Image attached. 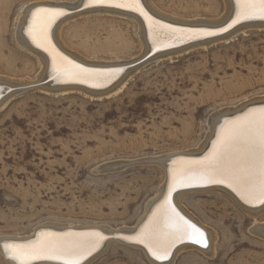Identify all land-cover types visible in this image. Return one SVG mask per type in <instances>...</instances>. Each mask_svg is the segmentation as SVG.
<instances>
[{"label": "rangeland", "instance_id": "1", "mask_svg": "<svg viewBox=\"0 0 264 264\" xmlns=\"http://www.w3.org/2000/svg\"><path fill=\"white\" fill-rule=\"evenodd\" d=\"M40 1L76 0H0V76L37 79L41 63L17 43L16 31L22 8ZM151 1L184 20L216 19L225 11L223 0ZM76 13L59 29L69 49L109 62L142 53L130 17ZM134 70L102 98L45 92L36 84L4 90V96L15 93L0 105V238L32 236L43 225L113 232L136 225L165 181L159 165L142 159L197 149L214 112L264 97V27L149 59ZM178 201L216 232L215 251L184 249L169 264H264V236L255 230L264 224V209L249 214L215 191ZM104 242L81 264H153L139 248L122 242L104 248ZM6 256L0 252V264H10Z\"/></svg>", "mask_w": 264, "mask_h": 264}, {"label": "bare ground", "instance_id": "2", "mask_svg": "<svg viewBox=\"0 0 264 264\" xmlns=\"http://www.w3.org/2000/svg\"><path fill=\"white\" fill-rule=\"evenodd\" d=\"M223 1L225 3V11H223V15L219 18H194L193 20L179 19L173 15L166 14L157 8L151 0H107L105 3H96L95 0H76L75 2L70 3L40 1L27 4L22 8L21 15L18 17L16 39L21 47L38 57L41 63V69L37 75V79L31 81H26L24 79L15 80L6 78V76H0V105H2L8 97L12 96L15 91L35 84L39 89L45 92L66 93L77 90L83 91L95 98L107 97L118 91L123 86L127 75L138 67L136 66L124 70L123 66L141 58L148 51L155 52L160 49H169L187 41H193L181 48L159 52L151 59L164 58L180 52L182 53V51L188 50V48L190 49L192 47L207 45L222 39L226 40L235 32L241 31L245 28L264 27V19L260 18L259 15H255L248 19L241 17L237 20L239 12L237 0ZM117 4L124 6L117 7ZM76 7L85 9L72 15L91 12L109 13L133 19L137 23L138 33L143 42L142 53L138 57L129 61L121 60L109 62L89 60L79 53L69 49L60 39L59 29L64 20L66 21L68 17H72L70 14L65 15L68 12L67 9H73ZM40 9L63 12L64 14L63 16H57L50 24L48 23L47 18L42 19L37 31V38L33 39V35L30 34V26L33 24V14ZM239 22L240 24L227 33L202 39L205 36L225 31ZM225 23L227 24L224 25ZM45 25H47L46 33L42 30ZM120 75L121 77H119ZM47 77L51 79V82L45 84L40 83ZM118 77L119 79L116 80ZM114 80L116 81L113 84L101 90H91L82 85L70 83L79 82L87 86L101 87L110 84ZM10 87H13L12 90L15 89V91H12L10 95L1 98L4 90ZM261 108H264V97L254 98L253 100L242 103L235 108L222 109L214 112L209 118V125L205 138L197 149L183 153H169L162 156L142 159L143 161H151L159 165L165 173V181L161 187L159 186L158 193L147 202L144 210L145 213H143L144 215L139 218L137 224L132 228L119 229L118 231L113 232L107 229H98L91 226L68 227V225H43L36 228L32 236L0 238V252L4 256L7 255L6 257L10 264H19L18 260H13L11 258V252L5 243L6 241L36 243L42 238L54 239L56 237H64L68 240L85 239L90 242H95L96 247L91 253L99 248L104 241V248L112 242H122L127 244V246L130 245L139 248L144 253L147 260L153 264H169L175 255L184 249H194L202 253H208L212 250L214 252L217 236L216 232L201 223L179 203L178 199L180 195L195 191L221 192L228 195L235 203H237V205H239V207L253 215H257V212L260 213L261 210L264 209V207H262L264 204L260 203L258 200H254L251 203L245 202V199H242L240 192L236 190L237 186H229L227 181L223 183L208 182L207 180L193 181L189 186L182 187L179 183L174 181V177L176 180H179L183 175H186L190 171L196 172L199 170L203 163L207 162V158H210L214 153V146H217L218 137L221 135L225 126L229 122L240 120L251 112H258ZM170 188H172L170 197L171 205L180 216L192 224H195L203 232L207 246L205 247L201 244L194 243L190 239H185L183 241L177 240L171 247L168 257L164 260H157L147 246L151 241L145 239L142 243L140 242V237L141 233L151 230L156 221L162 220L164 209L161 206L165 204V199L169 196ZM255 228L256 233L259 234V236H264V224H256ZM108 235L110 238L106 239ZM155 238L162 241L164 240V237L159 233L156 234ZM88 255L89 254H85L81 261ZM3 258L5 259V257ZM44 262H49V264H62L61 260H36L33 261V264H42Z\"/></svg>", "mask_w": 264, "mask_h": 264}, {"label": "snow or ice", "instance_id": "3", "mask_svg": "<svg viewBox=\"0 0 264 264\" xmlns=\"http://www.w3.org/2000/svg\"><path fill=\"white\" fill-rule=\"evenodd\" d=\"M105 3L107 0H95ZM241 17L248 19L259 15L264 19V0H237ZM117 7L124 5L117 4ZM48 9H40L33 14V24L30 34L37 38L40 21L48 19L50 24L57 16L63 15ZM47 25L42 29L46 33ZM83 71V70H81ZM208 181L236 185L245 202L258 200L264 203V108L258 112H251L238 121L229 122L218 137L214 153L207 158V162L196 172H189L179 180L174 181L180 186H189L193 181ZM172 188L165 199L162 220L155 222L151 230L141 233L140 242L145 239L151 241L147 246L157 260L168 257L171 247L177 240L190 239L194 243L207 246L203 232L195 225L185 220L171 205ZM159 233L164 240L156 239ZM50 235V234H49ZM102 238V237H101ZM11 252V258L19 264H33L36 260H61L62 264H81L85 254H90L96 247L95 242L85 239L68 240L64 237L54 239L42 238L36 243L5 242Z\"/></svg>", "mask_w": 264, "mask_h": 264}, {"label": "water", "instance_id": "4", "mask_svg": "<svg viewBox=\"0 0 264 264\" xmlns=\"http://www.w3.org/2000/svg\"><path fill=\"white\" fill-rule=\"evenodd\" d=\"M83 9H85V8H76V9H70V12H67V14H70V13H76L77 11H81V10H83ZM72 10V11H71ZM229 22V21H228ZM227 22V23H228ZM227 23H225L224 25H226ZM238 24H240V22L239 23H236V24H234L233 26H231L229 29H227V30H225V31H221V32H218V33H216V34H213V35H208V36H205V37H203L202 39H205V38H210V37H214V36H217V35H221V34H224V33H227L228 31H230L231 29H233L234 27H236ZM223 25V26H224ZM201 39V38H200ZM191 42H193L192 40L191 41H187V42H185V43H182V44H180V45H177V46H174L173 48H169V49H167V48H165V49H160V50H156L155 52H151V51H148L144 56H142L141 58H139V59H137V60H134V61H132V62H130V63H127L126 65H124L123 67H124V70H127V69H130V68H133V67H136V66H138V65H141L143 62H145L146 60H149V59H151L153 56H155L157 53H159V52H164V51H168V50H170V49H177V48H181V47H183V46H185V45H187V44H189V43H191ZM119 77H121V75L119 76ZM119 77L118 78H116V80L117 79H119ZM116 80H114L113 82H111L110 84H108V85H106V86H101V87H93V86H87V85H85V84H82V83H79V82H70V83H75L76 85H82V86H84V87H87L88 89H91V90H101V89H105V88H107V87H109L111 84H113ZM49 82H51V79L50 78H45L43 81H41L40 83H43V84H45V83H49ZM37 86V85H36ZM27 88V87H26ZM21 89H25V88H21ZM5 94L3 93L2 94V96L1 97H3ZM107 238H110V236L108 235L107 237H106V239ZM89 257V256H88Z\"/></svg>", "mask_w": 264, "mask_h": 264}]
</instances>
